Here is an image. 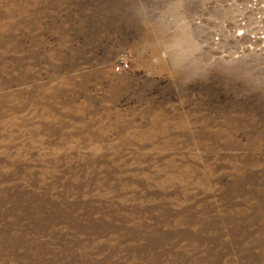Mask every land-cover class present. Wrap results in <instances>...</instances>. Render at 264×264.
<instances>
[{
    "label": "rangeland",
    "instance_id": "rangeland-1",
    "mask_svg": "<svg viewBox=\"0 0 264 264\" xmlns=\"http://www.w3.org/2000/svg\"><path fill=\"white\" fill-rule=\"evenodd\" d=\"M0 264H264V0H0Z\"/></svg>",
    "mask_w": 264,
    "mask_h": 264
},
{
    "label": "built area",
    "instance_id": "built-area-1",
    "mask_svg": "<svg viewBox=\"0 0 264 264\" xmlns=\"http://www.w3.org/2000/svg\"><path fill=\"white\" fill-rule=\"evenodd\" d=\"M130 68V64L129 62H126L124 60H121L117 66L115 67V72L116 73H121V72H125Z\"/></svg>",
    "mask_w": 264,
    "mask_h": 264
}]
</instances>
